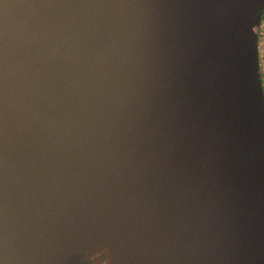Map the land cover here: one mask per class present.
Returning <instances> with one entry per match:
<instances>
[{
	"label": "water",
	"instance_id": "water-1",
	"mask_svg": "<svg viewBox=\"0 0 264 264\" xmlns=\"http://www.w3.org/2000/svg\"><path fill=\"white\" fill-rule=\"evenodd\" d=\"M264 0H0V264H264Z\"/></svg>",
	"mask_w": 264,
	"mask_h": 264
},
{
	"label": "built area",
	"instance_id": "built-area-1",
	"mask_svg": "<svg viewBox=\"0 0 264 264\" xmlns=\"http://www.w3.org/2000/svg\"><path fill=\"white\" fill-rule=\"evenodd\" d=\"M259 58H260V74H261L263 90H264V20L260 32Z\"/></svg>",
	"mask_w": 264,
	"mask_h": 264
}]
</instances>
